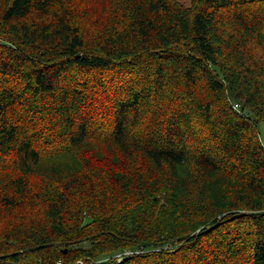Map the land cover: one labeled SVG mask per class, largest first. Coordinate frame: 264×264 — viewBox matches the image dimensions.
<instances>
[{
  "label": "trees",
  "instance_id": "16d2710c",
  "mask_svg": "<svg viewBox=\"0 0 264 264\" xmlns=\"http://www.w3.org/2000/svg\"><path fill=\"white\" fill-rule=\"evenodd\" d=\"M260 122L264 0H0V264H264Z\"/></svg>",
  "mask_w": 264,
  "mask_h": 264
},
{
  "label": "rangeland",
  "instance_id": "374dc122",
  "mask_svg": "<svg viewBox=\"0 0 264 264\" xmlns=\"http://www.w3.org/2000/svg\"><path fill=\"white\" fill-rule=\"evenodd\" d=\"M177 3H179V4H181V5H183L185 8H190L191 7V0H175ZM229 44V43H228ZM227 44V45H228ZM167 93V92H166ZM172 93V92H171ZM171 93H167L166 94V96L168 97V98H170L171 96H170V94ZM166 102H164V106L166 107V106H169V105H171V104H173L172 102H170V101H167V100H165ZM232 106H233V108L234 109H237V110H240V108H239V105L237 104V103H235V102H233L232 103ZM171 107H173V105L171 106ZM167 115H168V113H166ZM151 125V124H150ZM197 124H194V127L196 126ZM197 127V126H196ZM199 130H201V128H199ZM257 130H258V133H259V138H260V141H261V143H263L264 144V122H260V123H258L257 124ZM189 142H192V140H190ZM101 144H98V143H93V144H87L86 146H84L83 148H82V150H81V152H79L80 153V156H82V157H84V156H86L87 157V155H85V152L87 153V151H89L90 150V152H91V154H90V156L91 157H94V156H96V155H98L99 154V146H100ZM83 154V155H82ZM131 163L133 164V165H135L138 169L140 168V170L142 171V173L140 174L141 176H144V177H146L147 175H148V173L150 172V170H151V168H149V166L146 164V162L144 161V160H142V159H140V157H138V159H137V162L135 163L134 161H131ZM49 166H51V164H49ZM52 166H53V164H52ZM57 166L58 167H60V166H62V162H57ZM128 166H130V167H133V166H131V165H128ZM137 168H135V169H137ZM151 173V172H150ZM154 176H155V174H154ZM162 184L163 183V181H157L156 180V178H155V181L153 182V184L155 185V188H157L160 184ZM167 186H169V184L167 185ZM171 187H173V186H171ZM154 190H152L151 191V193L152 194H155L154 192H153ZM151 194V195H152ZM152 200H155V198L153 197V199ZM159 206V205H158ZM223 217V216H225V214H221L220 215V217ZM136 222V221H135ZM113 225H115L114 227H116V228H122V227H127V229H129L130 228V221L129 220H122V219H118V220H116V221H114L113 222ZM206 226H208V225H206ZM205 227V226H204ZM200 229V228H199ZM185 239L187 240V238L185 237ZM180 243H182V242H180ZM179 245V244H178ZM82 246H84V244L82 245ZM86 247H88V244H87V246ZM162 249H167V248H169L168 246H164V247H161ZM64 251H67L66 249L64 250ZM129 252H124L123 254H128ZM120 255H122V254H120ZM117 256H119V255H117ZM116 256V257H117ZM78 262H80V261H78Z\"/></svg>",
  "mask_w": 264,
  "mask_h": 264
}]
</instances>
